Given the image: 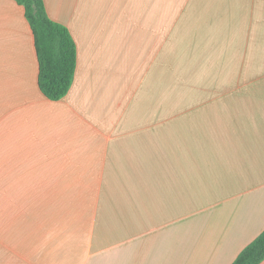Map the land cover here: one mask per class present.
I'll use <instances>...</instances> for the list:
<instances>
[{"label":"crops","instance_id":"crops-1","mask_svg":"<svg viewBox=\"0 0 264 264\" xmlns=\"http://www.w3.org/2000/svg\"><path fill=\"white\" fill-rule=\"evenodd\" d=\"M43 3L57 100L0 0V264H230L264 229V0Z\"/></svg>","mask_w":264,"mask_h":264},{"label":"trees","instance_id":"trees-1","mask_svg":"<svg viewBox=\"0 0 264 264\" xmlns=\"http://www.w3.org/2000/svg\"><path fill=\"white\" fill-rule=\"evenodd\" d=\"M23 6L33 33L38 62L37 85L52 100L62 98L69 90L75 71L76 48L68 28L51 19L43 0H14ZM264 259V229L230 264H259Z\"/></svg>","mask_w":264,"mask_h":264}]
</instances>
